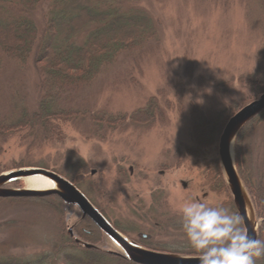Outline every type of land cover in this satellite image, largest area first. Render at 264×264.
I'll list each match as a JSON object with an SVG mask.
<instances>
[{"label":"rangeland","instance_id":"374dc122","mask_svg":"<svg viewBox=\"0 0 264 264\" xmlns=\"http://www.w3.org/2000/svg\"><path fill=\"white\" fill-rule=\"evenodd\" d=\"M247 1L141 0L140 5L160 21L159 51L141 63L140 71L125 66V83L113 77L96 80L94 86L85 90V97L88 100L94 98L95 110L107 107L113 113L128 114L142 108L146 99L156 95L167 83L173 84L178 77H184L185 68H189L192 77L181 99L175 89L167 95V99L180 104L178 111L169 113L168 125L146 132L129 130L123 134L113 133L101 139V135L85 132L81 125L76 127L67 123L62 126V140L37 143L33 148L29 147V140L24 142L15 136L3 145L0 174L18 169H45L68 180L83 163L90 164V170L95 171L94 176L92 180L82 182V190H78L92 205L96 203L105 211L108 222L120 227L126 234L118 231L127 241L140 246L135 241L142 239L153 247L166 250L161 253L192 252L181 228L180 209L184 202L199 200L212 206L226 207L234 213L229 187L227 193L219 192L218 185L212 180L211 168L215 162L220 165L218 141L221 134L216 146H207L199 139L197 142L193 123L195 116L197 122L207 123L217 111L227 108L230 101L239 104L249 96L238 86L220 94L209 82L211 78H236L256 68V52L262 42L258 30L251 25L253 21L248 15ZM29 65L25 72L14 70V74L11 73L7 79L10 85L0 84V104L8 99H21L30 111L33 110L39 76L29 69ZM117 72L121 70L114 74ZM128 74L133 82L127 80ZM198 75H202L203 84V81H197ZM102 76L100 74V78ZM10 90H14L17 96ZM77 101L81 103V99ZM6 105H3L5 110ZM202 131L207 138L211 136L206 125ZM263 135L262 129L253 143ZM164 150L178 151L180 156L179 160L173 161L176 167L162 173L158 166L168 162V157L173 155L164 157ZM233 158L236 168L235 152ZM19 162L25 167L10 168ZM4 187L26 189L24 179L12 181ZM18 199L21 200L0 201L2 260L4 257H13L21 262L36 260L49 253L64 235H68V229L83 219L76 206L65 204L56 195ZM255 220L258 231L259 221L256 217ZM76 237L72 232L70 238L78 240L77 245L82 247L83 242ZM94 244L106 254L126 258L122 248L104 233Z\"/></svg>","mask_w":264,"mask_h":264},{"label":"trees","instance_id":"16d2710c","mask_svg":"<svg viewBox=\"0 0 264 264\" xmlns=\"http://www.w3.org/2000/svg\"><path fill=\"white\" fill-rule=\"evenodd\" d=\"M140 4L141 0H0V84L10 85L7 79L11 73L27 71L28 63L31 64L29 69L39 76L32 111L21 99H8L0 104V156L3 145L15 136L24 142L29 140L30 148L37 143L41 145L62 140V126L67 123L76 127L81 125L85 132L101 135V139L113 133L123 134L129 130L146 132L157 126L168 125L169 113L178 111L180 104L176 105V101L167 99V95L171 89H175L181 99L192 77L189 68H185L186 78L178 77L173 84L167 83L156 95L147 98L142 108L128 114L113 113L107 107L95 110L94 98L88 100L85 97V90L94 86L96 80L113 77L125 83V66L140 71L141 63L159 51L162 33L160 21ZM247 4L248 15L253 21L251 25L258 30L262 42L256 52V68L236 78H211L209 82L213 90L220 94L228 93L238 86L246 90L249 96L244 97L239 104L230 101L227 108L217 111L207 123L197 122V117H194L196 140L198 142L199 139L207 146H216L228 119L244 104L264 93V0H248ZM38 11L41 14H37ZM116 70L121 72L114 74ZM100 74L103 75L101 78ZM127 80L133 82L130 74ZM197 81H203L202 75L197 76ZM10 93L17 96L14 90H10ZM77 99H81L80 104ZM5 103L6 110L3 108ZM205 125L211 130L208 138L202 131ZM262 129L264 134V111L239 132L234 142V152L236 172L259 221L257 239L264 240V135L253 143ZM26 148L30 150L28 146ZM163 154L164 157L173 154L168 157V162L158 166V170L165 173L176 167L173 161L179 160L180 155L178 151L173 153L170 150H164ZM21 167L25 166L19 162L10 168ZM90 167V164L83 163L68 181L82 190L81 183L92 180L94 176ZM211 171L212 180L218 185L219 192L227 193L226 181L218 162H215ZM227 196L230 198V195ZM93 206L107 220L105 211L96 203ZM232 210L235 213L233 206ZM111 225L126 234L116 224ZM72 232L76 233V238L81 242L93 245L96 249L80 247L73 238L64 235L49 253L34 261L21 262L13 257H4L0 259V264H134L126 258L102 252L94 244L101 239L102 233L87 217L76 221ZM135 242L153 251L166 252L142 239ZM175 253L195 256L193 252ZM256 264H264V258L257 259Z\"/></svg>","mask_w":264,"mask_h":264},{"label":"water","instance_id":"95a60500","mask_svg":"<svg viewBox=\"0 0 264 264\" xmlns=\"http://www.w3.org/2000/svg\"><path fill=\"white\" fill-rule=\"evenodd\" d=\"M263 111L264 93L256 100L243 106L229 118L218 141L219 161L225 181L233 198V205L236 213L243 219L242 226L245 227L254 238H257V223L255 217L252 222L247 218L246 201L251 209L252 204L231 159L230 145L234 148V142L242 128ZM94 173L95 171H91V174ZM35 175H40L49 179L56 185V189L38 191L4 187V185L12 181H18L25 177ZM51 195H56L67 205L76 206L80 210L82 217L90 219L102 233L117 243L124 251L125 257L134 264H199L196 256H181L177 254L155 252L130 243L110 225L84 194H82L70 181L54 172L45 169H18L7 174H0V199L41 198ZM253 216H255V214H253ZM68 236L72 237V229H68ZM75 243L79 244V241L75 240ZM82 247L85 249H96L93 245L87 243H82ZM111 254L119 256L118 253L112 252Z\"/></svg>","mask_w":264,"mask_h":264},{"label":"clouds","instance_id":"9594fccd","mask_svg":"<svg viewBox=\"0 0 264 264\" xmlns=\"http://www.w3.org/2000/svg\"><path fill=\"white\" fill-rule=\"evenodd\" d=\"M180 214L187 246L199 264H256L264 258V240L254 238L228 208L188 200Z\"/></svg>","mask_w":264,"mask_h":264},{"label":"bare ground","instance_id":"6f19581e","mask_svg":"<svg viewBox=\"0 0 264 264\" xmlns=\"http://www.w3.org/2000/svg\"><path fill=\"white\" fill-rule=\"evenodd\" d=\"M233 153H234L233 146L230 145V156H231V159L234 163ZM24 182L26 185V189H30V190L43 191V190L56 189V185L52 181H50L49 179H46L40 175L25 177ZM253 212H254L253 207L251 209L250 205L246 201V215H247V218L250 222H252L254 220V217H255V216H253V214H254Z\"/></svg>","mask_w":264,"mask_h":264}]
</instances>
